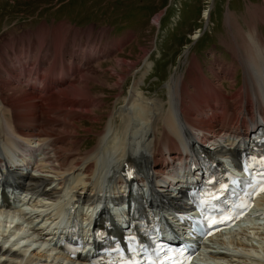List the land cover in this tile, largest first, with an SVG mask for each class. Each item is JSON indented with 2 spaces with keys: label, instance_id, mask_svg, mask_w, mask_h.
<instances>
[{
  "label": "bare ground",
  "instance_id": "bare-ground-1",
  "mask_svg": "<svg viewBox=\"0 0 264 264\" xmlns=\"http://www.w3.org/2000/svg\"><path fill=\"white\" fill-rule=\"evenodd\" d=\"M255 15H264V7ZM228 25L231 30L238 29L236 33L243 32L244 38L236 41L234 36L236 63L231 61L230 67L222 71L226 78L231 75L232 80L237 75L236 67L240 66L244 74L241 89L221 96L219 84L215 85V90L211 82L201 86L203 76L197 70L198 64L192 61L184 75L171 77L167 84V101L149 100L138 90V83H134L125 106L116 112L120 116L110 114L108 123L98 133L95 146L85 152L81 150L79 139L83 129L84 132L90 130L83 125L92 121L94 126L99 123L96 111L104 101L90 85L101 82L100 71L89 70L88 59L77 60L74 53L65 59L66 53L63 56L59 53L45 66V74H39V61H44L42 57L49 54L48 48L41 45L32 53L31 42L23 39L22 56L15 65L12 63L14 66L10 70L3 72L6 77L0 75V87L3 86L6 94L3 96L0 92V130H3L0 135V188L10 186L9 190H4L8 198L2 193V200L13 207L12 210L0 209V264H66L69 260L54 256V249L45 248L50 245L48 241L44 245L38 241L43 246L36 249H33L34 244L20 245L19 241H13L18 229L24 230L30 238L42 235L39 228L31 230L33 205L68 204V213L90 223L99 208L96 202L100 195L117 194L124 190L122 184L126 181L137 180L149 186L147 203L168 206L159 208L160 214L173 215L171 208L181 211L185 191L174 184L179 181L188 184L193 179L182 166L186 159L193 158L195 143L197 148L200 144H209L213 156L231 155L240 145L239 140L248 136L250 127L264 122V94L257 91L258 79L264 78L262 34L258 29L246 34L244 29L229 22ZM60 27L65 30L64 26ZM13 46L10 42L6 49ZM228 46L231 47V43ZM105 51V48L96 50L92 58L98 59L101 53L103 57ZM2 60L0 57V67ZM26 69L29 72L26 80L17 77ZM75 73L78 76L72 79L70 76ZM118 74V68H114L113 75ZM119 81L113 84L121 86ZM38 84L42 87L37 88ZM100 84L103 86L102 82ZM189 86L193 89H188ZM37 101L42 102L41 105ZM236 102L239 104L234 106ZM197 114L201 118H195ZM3 150L8 151L9 158ZM17 163L22 166H16ZM102 163L105 170L99 166ZM226 163L229 165L228 161ZM176 165L181 167L178 172ZM102 172H105L104 185L99 182ZM168 184L173 186L172 191L165 188ZM99 185L103 188L98 189ZM12 195L17 197L16 201ZM28 195H32V200L26 202ZM255 206L258 216H249L237 225L236 231H228L224 240L218 241L226 246L223 247L226 253L217 254L212 264H264V194L256 200ZM113 211L117 215L123 212L121 207H114ZM82 212L84 218H81ZM16 220L20 224L13 226ZM73 264L86 263L76 261Z\"/></svg>",
  "mask_w": 264,
  "mask_h": 264
},
{
  "label": "rangeland",
  "instance_id": "rangeland-1",
  "mask_svg": "<svg viewBox=\"0 0 264 264\" xmlns=\"http://www.w3.org/2000/svg\"><path fill=\"white\" fill-rule=\"evenodd\" d=\"M262 6L264 0H0V57L3 58L0 75L10 70L22 56L23 39L31 42L32 53L41 45L48 48L49 54L42 57L45 62L39 61V74L42 75L45 66L59 53L62 56L66 53L65 59L70 53H74L77 60L88 59V69L100 71L99 77L105 87L101 82L90 83L93 92L104 101L96 111L99 123L94 126L92 121L83 125L90 130L84 132L83 129L79 139L81 150L85 152L95 146L98 133L111 115L120 116L116 112L125 106L134 83H138V90L149 100L167 101V84L171 77L184 75L192 61L198 64L197 70L203 76L201 86L211 82L215 90V85L219 84L221 96L241 89L244 74L240 66L236 67L237 72L234 69L237 75L232 80L226 79L222 71L230 67L231 61L236 63L234 36L236 41L244 38L243 32L236 33L235 27L231 30L228 22L244 29L246 34L258 29L264 40V15H255ZM10 42L15 48L7 50ZM102 48L106 49L103 57L101 53L99 60L93 59V53ZM114 68H118L121 81L118 75H113ZM27 69L17 77L26 80ZM77 76L75 73L70 77ZM117 80L121 86L113 84ZM2 87L0 92L6 96ZM188 89L193 88L189 86ZM257 91L264 94V78L258 79ZM37 103L41 105L42 102ZM191 107L194 110L195 107ZM195 118L201 116L197 114Z\"/></svg>",
  "mask_w": 264,
  "mask_h": 264
},
{
  "label": "snow or ice",
  "instance_id": "snow-or-ice-1",
  "mask_svg": "<svg viewBox=\"0 0 264 264\" xmlns=\"http://www.w3.org/2000/svg\"><path fill=\"white\" fill-rule=\"evenodd\" d=\"M262 191H264V189H261Z\"/></svg>",
  "mask_w": 264,
  "mask_h": 264
}]
</instances>
